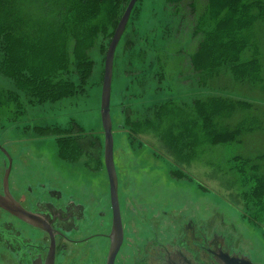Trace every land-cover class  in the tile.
<instances>
[{"label":"rangeland","instance_id":"374dc122","mask_svg":"<svg viewBox=\"0 0 264 264\" xmlns=\"http://www.w3.org/2000/svg\"><path fill=\"white\" fill-rule=\"evenodd\" d=\"M189 16V13L173 15L165 0H137L116 47L109 113L121 216L127 215L132 221V208L140 205L154 212L156 204L168 203L173 207L174 216L178 217L182 210L181 216L186 211L195 223L203 222L201 231L206 248L213 250L222 246L230 256L244 258L250 264H264V210L259 212L255 206L246 207L241 201L240 194L246 192L252 182L246 184L241 178L245 176L234 171L238 166L235 160L240 157L263 156L264 164V123L259 132L245 136L239 143L210 147L201 160L190 166L175 164L158 138L131 135L125 125L127 117L130 120L150 117L153 110L164 103L189 104L207 96L246 101L264 108V91H260L264 89V21L256 22L252 29L263 65L259 89L213 90L197 87L196 77L187 63L196 46L191 37L193 24ZM110 40L100 41L98 47L91 50L94 66L82 93L34 107L28 106L20 95L21 114H13L14 108H11L9 113L0 115V189L9 164L8 156L15 196L25 198L33 206L37 201H48L47 192H59L61 205L73 204L77 209V231L71 238L95 236L92 243L96 244L98 252L106 247L99 235H104L111 224L100 121L104 58ZM73 81L77 83L75 78ZM0 86L14 91L12 83L1 76ZM40 129L62 133L46 135ZM78 129L82 138H91L93 142L95 153L92 150L88 153L95 154L97 169L86 168L85 157L78 163H70L58 156L57 139L74 137ZM22 184H25L23 190ZM28 190L32 193L30 197L26 194ZM6 219L5 211L0 209V264H13L5 247L3 222ZM78 243L71 245V256L65 258L64 264H91L105 257L101 252L87 255L85 245ZM34 254L32 256L37 253ZM209 261L207 255L206 264Z\"/></svg>","mask_w":264,"mask_h":264},{"label":"trees","instance_id":"16d2710c","mask_svg":"<svg viewBox=\"0 0 264 264\" xmlns=\"http://www.w3.org/2000/svg\"><path fill=\"white\" fill-rule=\"evenodd\" d=\"M128 2L0 0V76L14 87L10 91L0 86V115L11 108L13 114H21L20 95L34 107L82 93L94 66L91 50L100 41L112 38ZM165 4L175 16L190 14L196 46L187 63L198 88L259 89L263 65L252 29L256 22L264 21V0H165ZM262 123L264 108L219 96L198 98L189 104L167 102L155 108L150 117L125 120L131 135L158 138L180 166L201 160L210 147L241 142L261 130ZM40 131L46 135L62 133ZM74 134L57 139L59 158L78 163L85 157L88 162L84 166L97 169L95 154L88 153L94 152L91 138L83 139L80 130ZM262 158L240 157L234 169L237 175L246 177H241L246 184L252 182L240 194L241 201L259 212L264 210Z\"/></svg>","mask_w":264,"mask_h":264},{"label":"flooded vegetation","instance_id":"af4514ba","mask_svg":"<svg viewBox=\"0 0 264 264\" xmlns=\"http://www.w3.org/2000/svg\"><path fill=\"white\" fill-rule=\"evenodd\" d=\"M6 170L7 168L5 172ZM10 171L6 188L2 182L0 195L6 200L7 219L3 222L6 234L5 247L13 264H60L61 262L64 264L65 258L71 256H69L71 245L76 241L79 245H85L87 255L94 256L99 252L105 255L100 260L97 258L96 261H91V264H106L111 224L106 227L104 235H99L106 242V247H103L102 251L98 252L96 244L92 243L95 236L72 239V234H76L77 231L76 207L73 204L61 205V195L55 190L47 192V197L45 195L46 200L48 198L53 201H37L31 206L32 203L31 205L29 201L27 203L25 198L15 196ZM21 189H25V184L21 185ZM29 192L30 190L26 193L28 197L32 195ZM15 203L31 215L37 226L22 219ZM156 207L153 209L154 212L140 205L138 208H132L134 217L131 221L127 215L122 218L119 206L122 242L114 264H206L207 255L210 258L208 264H248L244 258L230 256L222 246L213 250L206 248L204 233L201 231L203 222L199 220L195 223L194 218L186 211H183L184 214L181 216L182 210H178L180 215L177 217L173 215V207L168 203L162 206L156 204ZM27 232L31 235L25 236ZM34 235H38L39 238H34ZM34 253H37L36 256H32ZM50 256H52L51 260Z\"/></svg>","mask_w":264,"mask_h":264},{"label":"water","instance_id":"95a60500","mask_svg":"<svg viewBox=\"0 0 264 264\" xmlns=\"http://www.w3.org/2000/svg\"><path fill=\"white\" fill-rule=\"evenodd\" d=\"M137 0H129L127 6L125 7L122 16L120 17L116 28L113 32L112 38L108 45L104 58V69L103 78L101 85V95H100V121L101 128L103 131V165L106 172L108 186H109V200L111 208V229L109 234V250L107 255L106 264H114L117 251L122 242V225L120 219L119 203H118V180L114 166L113 160V138H112V123L109 113L110 106V96H111V82H112V70H113V59L116 47L124 33L130 14L136 4ZM7 156V155H6ZM9 166L5 172L3 178V185L6 188L7 176L10 171L11 161L8 158ZM6 193H4L5 195ZM4 196L0 195V209L7 211L6 200ZM16 204V203H15ZM19 209L22 219L35 223L31 218V215L24 211L18 204H16ZM17 216V215H16ZM18 217V216H17ZM37 226V224H36ZM52 256H50L51 260ZM248 264H250L248 262Z\"/></svg>","mask_w":264,"mask_h":264}]
</instances>
